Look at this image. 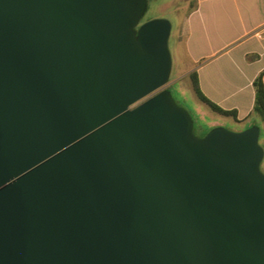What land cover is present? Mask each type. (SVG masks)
I'll return each instance as SVG.
<instances>
[{"label": "water", "instance_id": "1", "mask_svg": "<svg viewBox=\"0 0 264 264\" xmlns=\"http://www.w3.org/2000/svg\"><path fill=\"white\" fill-rule=\"evenodd\" d=\"M146 0H0V264H264L259 129L193 133Z\"/></svg>", "mask_w": 264, "mask_h": 264}, {"label": "crops", "instance_id": "2", "mask_svg": "<svg viewBox=\"0 0 264 264\" xmlns=\"http://www.w3.org/2000/svg\"><path fill=\"white\" fill-rule=\"evenodd\" d=\"M175 20L186 72L196 74L203 96L233 111L235 118H225L244 129L258 126L252 124L261 121L253 109V82L260 75L264 87V0H192Z\"/></svg>", "mask_w": 264, "mask_h": 264}, {"label": "rangeland", "instance_id": "3", "mask_svg": "<svg viewBox=\"0 0 264 264\" xmlns=\"http://www.w3.org/2000/svg\"><path fill=\"white\" fill-rule=\"evenodd\" d=\"M192 0H146V9L139 20L143 24L153 19H165L171 25V32L167 41L168 51L171 57V70L166 84L174 102L193 115L203 130H211L214 127H222L232 132L245 130L242 125L235 123L231 118L221 117L213 113L208 107L202 104L195 96L189 73L186 72L187 64L185 60L184 47L182 40H176L174 28L175 18L184 16L186 6ZM252 124L261 127V121L253 120ZM247 129V128H246ZM203 130H196L198 134H203ZM260 130L259 144L264 148L262 140L263 129ZM194 133L198 135L197 133ZM260 171L264 174V155L260 163Z\"/></svg>", "mask_w": 264, "mask_h": 264}, {"label": "trees", "instance_id": "4", "mask_svg": "<svg viewBox=\"0 0 264 264\" xmlns=\"http://www.w3.org/2000/svg\"><path fill=\"white\" fill-rule=\"evenodd\" d=\"M191 79V85H192V90L196 96V98L206 104V106L215 114L224 116V117H234L235 118V113L233 111H225L221 108H219L217 105L206 99L203 94L201 93L198 82H197V77L194 72H192L190 75ZM253 87H254V112L255 114L261 119L262 122H264V87L261 82V76L259 75L253 82ZM192 120H193V133L196 132V130H203L202 126L199 124L198 120L195 119L193 115H190ZM208 130H203V134H199L195 136L197 137H203ZM264 150V148H263Z\"/></svg>", "mask_w": 264, "mask_h": 264}, {"label": "flooded vegetation", "instance_id": "5", "mask_svg": "<svg viewBox=\"0 0 264 264\" xmlns=\"http://www.w3.org/2000/svg\"><path fill=\"white\" fill-rule=\"evenodd\" d=\"M141 24H138V26H140ZM197 133V132H196ZM198 134V133H197ZM198 136H199V134H198Z\"/></svg>", "mask_w": 264, "mask_h": 264}]
</instances>
